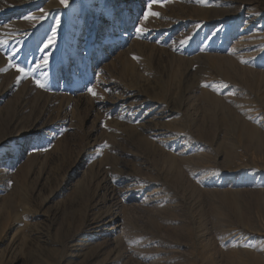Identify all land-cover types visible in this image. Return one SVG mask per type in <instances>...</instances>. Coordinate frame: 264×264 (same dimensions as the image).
<instances>
[{
    "label": "rangeland",
    "instance_id": "374dc122",
    "mask_svg": "<svg viewBox=\"0 0 264 264\" xmlns=\"http://www.w3.org/2000/svg\"><path fill=\"white\" fill-rule=\"evenodd\" d=\"M258 137L264 0H0L1 264H264Z\"/></svg>",
    "mask_w": 264,
    "mask_h": 264
},
{
    "label": "bare ground",
    "instance_id": "6f19581e",
    "mask_svg": "<svg viewBox=\"0 0 264 264\" xmlns=\"http://www.w3.org/2000/svg\"><path fill=\"white\" fill-rule=\"evenodd\" d=\"M239 40H241L242 41V39H239ZM238 40V41H239ZM239 43H240V41H239ZM241 44V43H240ZM239 47H240V45H239ZM238 47V48H239ZM237 48V47H236ZM243 48V47H242ZM234 49H235V46H234ZM240 50H242V49H240ZM235 51V50H234ZM236 53V52H235ZM239 56V58L241 59V57H240V55H238ZM228 62V61H227ZM234 63V62H233ZM227 65H229V64H227ZM235 67H236V65H235ZM232 69V67H229V69ZM230 69V70H231ZM235 69V68H234ZM242 69V68H241ZM230 70H227L228 72L230 71ZM236 70H237V68H236ZM236 70L234 71V70H231V72H233V73H236ZM240 71V70H239ZM228 72H226V70H225V73H228ZM242 72V71H241ZM231 74V73H230ZM229 74V75H230ZM238 74V73H237ZM237 74H236V77H235V79L236 80H239V79H237ZM226 75H228V74H226ZM238 75H240V74H238ZM231 76H232V74H231ZM234 77V76H233ZM238 78H239V76H238ZM229 79V78H228ZM231 79V78H230ZM229 79V80H230ZM235 79H233V80H235ZM197 92V91H196ZM200 94H201V97L203 98V100H204V102H206V104L208 105V110L210 111V112H212L213 110H216V112L219 114L220 113V111H222L224 108H225V104H224V102L217 96V93H215L214 91H209V90H207L206 88H201V91H200ZM200 96V95H199ZM242 105V104H241ZM226 108H228L227 106H226ZM242 106H241V108H240V110L239 111H241V113H242ZM227 110V109H226ZM229 110V109H228ZM227 110V111H228ZM229 111H231V110H229ZM225 112V111H224ZM233 112V111H232ZM232 112H229V113H232ZM255 112H249V113H247L245 116L249 119V120H252V119H255L256 117H255V114H254ZM215 114V113H214ZM213 114V115H214ZM232 115V114H231ZM235 116H234V119L236 118L240 123L242 122V126L247 130V129H251L252 130V135L253 136H255V138H256V136L259 134H257V133H255V131H254V128L252 127V125L250 124V123H248V122H246V121H244L243 119H241V117L239 116V115H237V114H234ZM221 116H223V115H221ZM222 118V117H221ZM261 119V118H260ZM223 121V120H222ZM249 131V130H248ZM253 138V137H252ZM254 138V139H255ZM178 139V138H177ZM257 139V138H256ZM258 139H259V141H261L262 142V146L264 145V137H258ZM141 140H143V139H141ZM173 141H176L175 139H172ZM173 141H171L172 143H173ZM143 142H146L145 140H143ZM178 142V141H177ZM176 143V142H175ZM178 143H180V142H178ZM183 143V142H182ZM248 143V142H247ZM181 144V143H180ZM179 144V146H181ZM184 144V143H183ZM145 146L147 145V144H144ZM174 145H176V144H174ZM171 146V145H170ZM175 147V146H174ZM179 148V147H178ZM175 149V148H174ZM180 150V149H179ZM168 160V159H167ZM171 161H172V159H170ZM169 161V160H168ZM174 168H172V170H173ZM243 179V178H242ZM242 181H244V180H242ZM244 182H246V181H244ZM249 182V181H248ZM253 193V192H252ZM258 199H260V198H258ZM253 200V199H252ZM255 200V199H254ZM261 200H262V198H261ZM261 200H258V202H260ZM144 202V201H143ZM257 202V201H256ZM263 202V201H262ZM225 205V204H224ZM99 223V222H98ZM95 224V223H94ZM102 225V224H101ZM104 225V224H103ZM97 226V225H96ZM94 227V229H99L98 227ZM78 233V232H77ZM76 233V234H77ZM101 233V232H100ZM76 234H74V235H76ZM94 234H99V232H97V233H94ZM74 235H73V237H74ZM77 236H79V234H77ZM81 236V235H80ZM75 240H76V238H75ZM78 241V240H77ZM78 242H82V241H78ZM85 242V241H84ZM84 243L83 244H81L80 246L81 247H84ZM76 246H78L77 248H79V244L78 245H76ZM120 246V245H119ZM76 248V247H75ZM75 250H77V249H75ZM91 250V249H90ZM80 251V250H79ZM86 251V250H85ZM84 251V252H85ZM91 252V251H90ZM92 252H93V250H92ZM82 253V252H81ZM94 253V252H93ZM110 253V252H109ZM114 261V260H113ZM0 264H1V262H0ZM242 264H243V262H242Z\"/></svg>",
    "mask_w": 264,
    "mask_h": 264
},
{
    "label": "snow or ice",
    "instance_id": "6c2138e0",
    "mask_svg": "<svg viewBox=\"0 0 264 264\" xmlns=\"http://www.w3.org/2000/svg\"><path fill=\"white\" fill-rule=\"evenodd\" d=\"M61 3L66 5V4H67V0H61ZM161 6H163V5H161ZM148 15H150V16H158L159 14H158V13H155V12H150V13H148V14L145 16V19H147ZM140 31H141V29L137 28V32H140ZM53 42H54V37H53L52 39H50L49 42H48L47 44L44 45L45 49H47L48 47H50V45H51ZM134 59H135V57H134ZM47 65H48V59L45 58L44 61H43V64H42L41 66H42V67H47ZM15 70H16L18 73H21V74H23V75H27L26 73H24V69H22V68L17 67ZM37 87H41V88H43L44 85H43L42 83H40V82L37 81ZM89 92H90V94L95 95V93L92 91V89H89Z\"/></svg>",
    "mask_w": 264,
    "mask_h": 264
}]
</instances>
